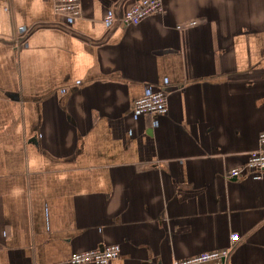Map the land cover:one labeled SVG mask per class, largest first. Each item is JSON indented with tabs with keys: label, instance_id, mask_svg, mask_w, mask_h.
<instances>
[{
	"label": "crops",
	"instance_id": "1",
	"mask_svg": "<svg viewBox=\"0 0 264 264\" xmlns=\"http://www.w3.org/2000/svg\"><path fill=\"white\" fill-rule=\"evenodd\" d=\"M0 0V264H174L231 245L264 264V175L228 179L264 132V0ZM149 89L165 116H136Z\"/></svg>",
	"mask_w": 264,
	"mask_h": 264
},
{
	"label": "built area",
	"instance_id": "2",
	"mask_svg": "<svg viewBox=\"0 0 264 264\" xmlns=\"http://www.w3.org/2000/svg\"><path fill=\"white\" fill-rule=\"evenodd\" d=\"M163 0H138L130 9L118 16L110 13L105 18L107 25L120 23L123 26L138 25L146 18L162 13ZM55 11L59 15L79 17L82 12L80 0H57ZM169 94L163 89H149L144 96L134 102L132 111L136 116L151 115L155 118L165 116L169 112ZM264 175V132L259 136V148L249 153L243 165L230 169L228 179L249 176L261 180ZM240 240L238 234L231 236V245L222 250L204 252L187 259L176 260L174 264H229L233 248ZM119 245L103 246L90 251L75 253L70 264H110L120 254Z\"/></svg>",
	"mask_w": 264,
	"mask_h": 264
}]
</instances>
